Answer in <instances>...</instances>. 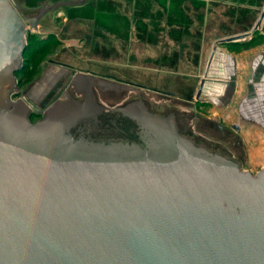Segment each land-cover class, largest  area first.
Listing matches in <instances>:
<instances>
[{"label":"water","instance_id":"obj_1","mask_svg":"<svg viewBox=\"0 0 264 264\" xmlns=\"http://www.w3.org/2000/svg\"><path fill=\"white\" fill-rule=\"evenodd\" d=\"M43 13L0 0V264H264V169L184 138L136 90L76 74L29 124L8 95Z\"/></svg>","mask_w":264,"mask_h":264},{"label":"rangeland","instance_id":"obj_2","mask_svg":"<svg viewBox=\"0 0 264 264\" xmlns=\"http://www.w3.org/2000/svg\"><path fill=\"white\" fill-rule=\"evenodd\" d=\"M14 1L27 18L39 17L44 12L38 28L27 38L20 70L13 76L14 87L8 95L10 102L21 100L27 106L29 124L41 120L74 76L83 74L136 90L152 114L173 116L181 136L234 161L241 171L256 174L264 169V162L250 161L248 148L231 126L220 123L227 128L223 133L217 121H209L214 114L197 102V83L172 75L152 76L143 68L128 66L127 20H120L122 28L118 31V20L112 19L115 9L126 14L127 2ZM229 49L238 52L244 48Z\"/></svg>","mask_w":264,"mask_h":264},{"label":"crops","instance_id":"obj_3","mask_svg":"<svg viewBox=\"0 0 264 264\" xmlns=\"http://www.w3.org/2000/svg\"><path fill=\"white\" fill-rule=\"evenodd\" d=\"M125 2L112 19L118 31L127 20L128 66L197 83L209 121L231 126L250 161L264 162V0H113Z\"/></svg>","mask_w":264,"mask_h":264},{"label":"trees","instance_id":"obj_4","mask_svg":"<svg viewBox=\"0 0 264 264\" xmlns=\"http://www.w3.org/2000/svg\"><path fill=\"white\" fill-rule=\"evenodd\" d=\"M231 45H233V43L227 44V46H231ZM247 47H249V46H247Z\"/></svg>","mask_w":264,"mask_h":264},{"label":"flooded vegetation","instance_id":"obj_5","mask_svg":"<svg viewBox=\"0 0 264 264\" xmlns=\"http://www.w3.org/2000/svg\"><path fill=\"white\" fill-rule=\"evenodd\" d=\"M35 110V109H34ZM35 112H37V110H35Z\"/></svg>","mask_w":264,"mask_h":264}]
</instances>
